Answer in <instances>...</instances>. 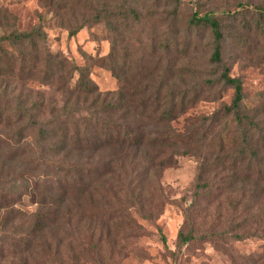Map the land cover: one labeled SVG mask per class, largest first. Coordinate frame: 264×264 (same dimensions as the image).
I'll use <instances>...</instances> for the list:
<instances>
[{"label":"trees","instance_id":"trees-1","mask_svg":"<svg viewBox=\"0 0 264 264\" xmlns=\"http://www.w3.org/2000/svg\"><path fill=\"white\" fill-rule=\"evenodd\" d=\"M152 1L142 14L136 0H41L62 25L80 5L69 36L104 24L109 51L82 64L49 48L42 23L0 35V264L110 258L132 211L150 218V187L159 189L163 170L181 156L194 157L197 171L177 248L252 238L260 249L238 264H264V90L248 101L230 73L224 43L234 13L184 16L181 0ZM162 2L172 8L158 13ZM151 19L162 29H147ZM201 52L208 60L199 67L192 60ZM94 66L110 71L115 90H99ZM227 89L228 103L175 125ZM24 197L34 210L20 207ZM209 215L211 230L200 231ZM222 221L228 228L217 230Z\"/></svg>","mask_w":264,"mask_h":264},{"label":"rangeland","instance_id":"rangeland-1","mask_svg":"<svg viewBox=\"0 0 264 264\" xmlns=\"http://www.w3.org/2000/svg\"><path fill=\"white\" fill-rule=\"evenodd\" d=\"M153 4L152 0H136L133 6L143 14L145 9L154 8ZM258 7L264 11V0H181L184 16L193 11L202 14L210 8L234 13V20L228 22L234 30L224 43L225 59L230 65L231 75L241 77L248 101L254 100L257 93L264 90V13L258 15L255 11ZM171 8V4L162 2L155 9L161 13L163 9ZM83 13L80 5L74 7L65 15V24L62 25L53 10L43 7L41 0H0V35L9 34L14 29L28 30L42 23L49 48L82 64L85 55H105L110 46L103 23L85 26L76 34L68 35L67 26L79 22ZM153 23L154 19H151L147 29H162ZM203 44L208 50L207 38ZM207 60L208 52H201L192 61L201 67ZM90 77L102 92L116 89L115 78L103 67L94 66ZM231 94L232 90L227 89L219 100H200L175 125L182 127L185 118L212 112L222 102L228 103ZM196 171L197 162L192 156H181L177 165L163 170L159 189L155 184L151 185L145 200L144 207L152 211L150 218H144L134 209L129 220L125 219L123 234L113 240L116 250L110 258L107 259L106 255L103 261L108 264H238L239 256L258 251L260 241L252 238H227L223 246H215L210 240H198L177 248V233L184 221V210L195 191ZM20 207L32 211L36 206L24 197ZM213 212L214 209L211 210ZM211 224L209 215L207 222L199 226L200 231H210ZM227 228L223 221L216 227L220 231ZM81 239L86 243L85 236ZM103 261L88 264H103Z\"/></svg>","mask_w":264,"mask_h":264}]
</instances>
